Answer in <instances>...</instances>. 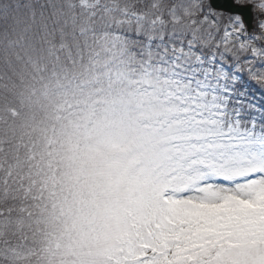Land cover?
Listing matches in <instances>:
<instances>
[{
	"label": "snow or ice",
	"instance_id": "6c2138e0",
	"mask_svg": "<svg viewBox=\"0 0 264 264\" xmlns=\"http://www.w3.org/2000/svg\"><path fill=\"white\" fill-rule=\"evenodd\" d=\"M0 264H264V0H0Z\"/></svg>",
	"mask_w": 264,
	"mask_h": 264
}]
</instances>
